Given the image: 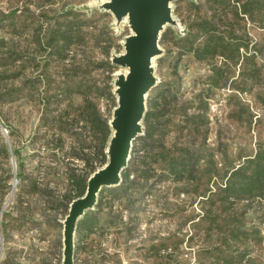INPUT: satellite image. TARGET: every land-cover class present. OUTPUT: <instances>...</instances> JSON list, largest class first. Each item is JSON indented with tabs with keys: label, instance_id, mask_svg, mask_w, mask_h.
Masks as SVG:
<instances>
[{
	"label": "rangeland",
	"instance_id": "374dc122",
	"mask_svg": "<svg viewBox=\"0 0 264 264\" xmlns=\"http://www.w3.org/2000/svg\"><path fill=\"white\" fill-rule=\"evenodd\" d=\"M163 2L167 24L147 63L151 82L144 92L143 108L145 113L156 86L168 83L184 99L190 100L199 92L209 96L206 108L198 110V103L184 104L188 114L202 115L199 130L180 129L184 108L180 103H165L164 107L169 110L166 146L189 143L205 149L198 180L183 185L158 181L157 177L148 182L140 180L138 197L129 203L115 201L106 227L85 243L76 241L75 232L70 245L66 242L64 229L69 211L66 215L49 211L48 218L34 215L18 231H7L0 264H208L218 261L224 252L249 253L254 259L250 264H264V199L243 207L245 201L223 211L218 200L221 175L212 174L215 169L222 172L236 166L264 144L263 18L229 15L234 37L247 42L248 49H241L240 57L233 62L221 57L198 61L183 51V38L198 13L207 14L204 3ZM70 12L77 14L83 26L82 44L73 46L69 55L83 58L86 68L92 61L102 63L100 69L91 71V76L112 93L115 105L106 98L97 101L105 113L110 109L109 124L115 116L118 88L132 70L129 53L139 34L134 15L122 9L118 0H0V143L10 145L27 138L38 123V106L26 97L22 84L32 71L33 60L40 61L39 71L47 70L56 81L60 75L71 73L73 67L67 61L47 58L38 45L46 29ZM14 58L17 60L13 63ZM45 59L49 60L43 66ZM214 67L219 69L216 85L211 84ZM15 73H19L17 78ZM72 101L78 103L80 97L73 96ZM144 113L136 138L144 132ZM25 153L23 149L22 155ZM134 155L130 151V157ZM0 161L2 173L12 175L10 183L16 186L17 167L13 170L12 157H0ZM129 161L132 159L128 165ZM107 187L111 186H102L101 190ZM14 197L11 190L5 201L13 217L17 215L12 209ZM231 219L235 224L230 225L239 229L237 237L227 235ZM218 222L225 233L216 228ZM255 228L257 234L252 232Z\"/></svg>",
	"mask_w": 264,
	"mask_h": 264
},
{
	"label": "trees",
	"instance_id": "16d2710c",
	"mask_svg": "<svg viewBox=\"0 0 264 264\" xmlns=\"http://www.w3.org/2000/svg\"><path fill=\"white\" fill-rule=\"evenodd\" d=\"M202 2L207 14L198 13L197 18L190 23L188 33L183 38V51L191 53L198 61L215 57L230 62L237 60L241 49H248V43L234 37L229 15L233 18L247 16L251 20L260 15L264 21V0ZM81 22L83 21L76 13L70 12L46 29L44 38L38 41L41 51L47 58H56L64 63L67 61L73 67L72 71L60 75L56 81L47 70L39 71L40 61L33 60L30 65L32 71L23 78L22 84L26 97L38 106V123L27 138L15 140L10 145L0 143V157L8 160L10 156H14L17 167L14 174L18 180L16 186L12 187V175H4L0 168L1 253L5 234L9 229L18 231L34 215L48 218L46 214L49 211H61L66 215L70 204L85 195L89 177L108 160L106 148L112 133L109 124L110 109L107 113L102 111L97 100L106 98L115 105V97L110 91L97 85L91 76V71L100 69L102 63L92 61L89 65L87 63L86 68L82 63L83 58L77 57V54L69 55L73 46L82 44ZM227 28L228 31H225ZM16 60L14 58L12 62ZM48 60H44L43 66L47 65ZM212 70L211 84L216 85L215 77H218L219 69L214 67ZM13 76L17 78L19 73ZM175 88L170 83L158 85L148 98L143 116L144 132L134 139L131 149L135 157H130L129 160L132 161L122 170L119 184L102 189L94 209H88L77 220V242L85 243L91 235L106 227L115 201L129 203L136 199L140 193V180L148 182L157 177L158 181H171L181 185L198 180L199 164L206 155L205 149L189 143L166 146L169 110L164 107L165 103H180L184 107L181 113L183 125L180 129L199 130L203 123L202 115L199 112L188 114L184 104L198 103L195 106L198 110L203 106L206 108L209 96L199 92L188 100L178 95V89ZM73 96H79L80 101L74 103ZM23 149H26L25 155H22ZM139 152L144 155L137 156L136 153ZM212 174L221 175L218 200L223 211L245 201L247 203H243V207L252 206L264 199V144L258 145L253 155L245 157L236 166L223 169L222 172L215 169ZM16 188H19L17 192ZM11 190L12 197L15 196L12 207L17 214L15 217L9 213L8 205L4 207ZM8 217L15 225L7 221ZM230 224H235L232 219L227 235L237 237L239 229ZM215 226L221 233L226 232L221 231L222 223L218 222ZM252 232L257 234L258 229L255 228ZM79 243L76 250L79 249ZM222 244L225 245L226 241ZM217 259L218 261L208 264L254 262L249 253L234 255L224 252Z\"/></svg>",
	"mask_w": 264,
	"mask_h": 264
},
{
	"label": "water",
	"instance_id": "95a60500",
	"mask_svg": "<svg viewBox=\"0 0 264 264\" xmlns=\"http://www.w3.org/2000/svg\"><path fill=\"white\" fill-rule=\"evenodd\" d=\"M122 9L131 10L135 17L139 39H135L129 53V65L132 69V81L124 96L121 111H116L115 116L121 128V133L116 142V152L109 162L106 171L96 170L88 179V186L83 197L75 199L70 204L69 216L66 223V242L70 245V238L74 235L77 220L86 210L92 209L97 202V194L102 186H114L121 181V172L128 165L132 142L139 133L135 124L140 122L144 113L143 101L140 103L141 94L150 84L149 69L146 55L152 53L156 46L155 29L160 19H165L166 8L163 0H118ZM13 167L16 161L12 156ZM16 178V177H15ZM17 179V178H16ZM7 205L5 202L4 207ZM1 255V252H0Z\"/></svg>",
	"mask_w": 264,
	"mask_h": 264
},
{
	"label": "bare ground",
	"instance_id": "6f19581e",
	"mask_svg": "<svg viewBox=\"0 0 264 264\" xmlns=\"http://www.w3.org/2000/svg\"><path fill=\"white\" fill-rule=\"evenodd\" d=\"M153 1L157 2V1H161V0H153ZM129 11L132 13L131 10H129ZM166 24H167L166 19H160V21L158 22V25L156 26V29H155V38H158L159 33L164 29ZM139 38H140V34H138V38L137 39H139ZM145 60L146 61H151L152 60L151 53H148L146 55V59ZM149 72H150V69H149ZM148 77L149 78H147V80L150 79V73H149ZM132 78H133V75H132V70H131L130 74L127 77L124 78V81L121 83V85L118 88L117 106H116V111H118V112L122 110L124 96H125V93H126V91L128 89V86H129L130 82L132 81ZM143 98H144V93L141 94V96H140V99H139L140 103L143 101ZM110 124H111V127H112V133H111V139H110V141H111L110 142V147L107 150L108 160L101 168L98 169V172L99 171L100 172L106 171L108 169L109 162L113 158V156L115 155V152H116V146L115 145H116L118 137H119V135L121 133V128H120V125H119V123L117 121L116 116H114L113 119L110 120ZM138 126H139V123L135 124V127H138ZM66 223H67V220H65V228H66ZM65 230L66 229H64V237H66Z\"/></svg>",
	"mask_w": 264,
	"mask_h": 264
}]
</instances>
